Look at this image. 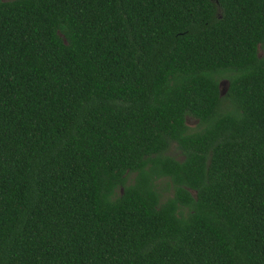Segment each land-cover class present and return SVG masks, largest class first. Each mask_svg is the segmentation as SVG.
I'll return each mask as SVG.
<instances>
[{"label": "trees", "instance_id": "obj_1", "mask_svg": "<svg viewBox=\"0 0 264 264\" xmlns=\"http://www.w3.org/2000/svg\"><path fill=\"white\" fill-rule=\"evenodd\" d=\"M0 264H264V0H0Z\"/></svg>", "mask_w": 264, "mask_h": 264}, {"label": "rangeland", "instance_id": "obj_2", "mask_svg": "<svg viewBox=\"0 0 264 264\" xmlns=\"http://www.w3.org/2000/svg\"><path fill=\"white\" fill-rule=\"evenodd\" d=\"M219 88H220L221 92L223 93V91L225 89V82H224V80H221L220 81ZM185 123H186V125L188 126V128L190 130L191 129H195V128L198 127V120L195 117L190 116V115H187L185 117ZM166 152L169 153V154H172V155H174L176 157H179L180 156V153H179L178 149L174 146V144H171L169 146V148L167 149ZM159 185L160 186L163 185V181L160 182Z\"/></svg>", "mask_w": 264, "mask_h": 264}, {"label": "water", "instance_id": "obj_3", "mask_svg": "<svg viewBox=\"0 0 264 264\" xmlns=\"http://www.w3.org/2000/svg\"><path fill=\"white\" fill-rule=\"evenodd\" d=\"M220 89V88H219ZM222 92H221V90L219 91V94H221Z\"/></svg>", "mask_w": 264, "mask_h": 264}, {"label": "flooded vegetation", "instance_id": "obj_4", "mask_svg": "<svg viewBox=\"0 0 264 264\" xmlns=\"http://www.w3.org/2000/svg\"><path fill=\"white\" fill-rule=\"evenodd\" d=\"M219 85H220V82H219Z\"/></svg>", "mask_w": 264, "mask_h": 264}]
</instances>
